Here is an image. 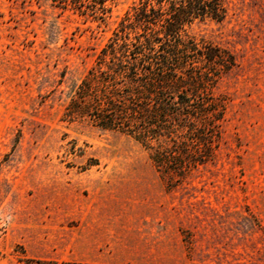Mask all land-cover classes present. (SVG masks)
Here are the masks:
<instances>
[{
  "label": "rangeland",
  "instance_id": "rangeland-1",
  "mask_svg": "<svg viewBox=\"0 0 264 264\" xmlns=\"http://www.w3.org/2000/svg\"><path fill=\"white\" fill-rule=\"evenodd\" d=\"M99 23L0 0V264H264V0H224L187 35L229 51L213 160L160 173L133 137L67 121L71 90L127 8Z\"/></svg>",
  "mask_w": 264,
  "mask_h": 264
},
{
  "label": "trees",
  "instance_id": "trees-1",
  "mask_svg": "<svg viewBox=\"0 0 264 264\" xmlns=\"http://www.w3.org/2000/svg\"><path fill=\"white\" fill-rule=\"evenodd\" d=\"M50 1L99 23L113 2ZM226 15L224 0L134 1L71 90L63 118L133 137L160 173L183 176L213 160L224 108L210 89L235 59L186 29L196 20L222 21ZM19 264L98 263L24 257Z\"/></svg>",
  "mask_w": 264,
  "mask_h": 264
}]
</instances>
